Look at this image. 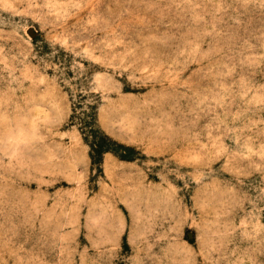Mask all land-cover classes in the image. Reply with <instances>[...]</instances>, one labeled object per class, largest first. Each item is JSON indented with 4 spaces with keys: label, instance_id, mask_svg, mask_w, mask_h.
<instances>
[{
    "label": "rangeland",
    "instance_id": "rangeland-1",
    "mask_svg": "<svg viewBox=\"0 0 264 264\" xmlns=\"http://www.w3.org/2000/svg\"><path fill=\"white\" fill-rule=\"evenodd\" d=\"M0 264H264V0H0Z\"/></svg>",
    "mask_w": 264,
    "mask_h": 264
}]
</instances>
